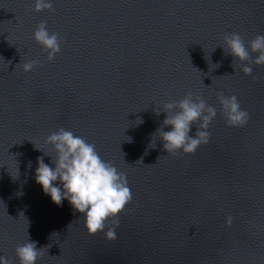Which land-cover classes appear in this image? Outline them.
I'll return each instance as SVG.
<instances>
[{"label": "water", "instance_id": "1", "mask_svg": "<svg viewBox=\"0 0 264 264\" xmlns=\"http://www.w3.org/2000/svg\"><path fill=\"white\" fill-rule=\"evenodd\" d=\"M41 21L60 39L53 59L32 38ZM230 32L246 45L264 34V0H53L39 12L0 0V256L19 264L29 237L36 264H264V64L250 50L252 73L241 72L223 49ZM220 91L238 98L245 124L226 123ZM188 92L217 109L210 138L167 153L156 111ZM61 127L126 176L118 224L90 234L35 182Z\"/></svg>", "mask_w": 264, "mask_h": 264}, {"label": "clouds", "instance_id": "2", "mask_svg": "<svg viewBox=\"0 0 264 264\" xmlns=\"http://www.w3.org/2000/svg\"><path fill=\"white\" fill-rule=\"evenodd\" d=\"M52 6L53 0H32L33 11L51 10ZM32 38L47 51L48 59H53L60 51L58 34L50 32L43 21L33 30ZM223 41V49L226 48L227 54L241 62L238 66L245 75L252 73L251 64L244 63L250 59V50L256 53L251 57L252 63L264 64V34H257L247 45L237 32L226 33ZM36 63L34 60L26 61L23 70H32ZM217 96L229 126H241L247 122V110L241 107L235 95H225L220 91ZM160 111L166 115L155 134L162 140V147L167 153H191L200 144L207 143L210 138L208 125L217 114L215 106L201 97L194 98L191 92L179 100L165 103L162 110L156 111L157 114ZM197 122L194 134H190ZM165 126L170 127L165 131ZM46 142L52 146L55 155L43 152L37 157L34 179L41 190L53 203L60 205L67 200L74 212L83 214L85 228L90 234L105 230L109 219L114 225L118 224V213L131 199L126 176L104 160L94 144L69 129L61 127L51 132ZM152 143L155 147L153 139ZM44 156L50 157L49 163L45 162ZM105 235L115 238L114 227L107 228ZM36 244L28 237L26 242L15 247L19 264H36L42 248H37ZM0 264H9V261L0 256Z\"/></svg>", "mask_w": 264, "mask_h": 264}]
</instances>
